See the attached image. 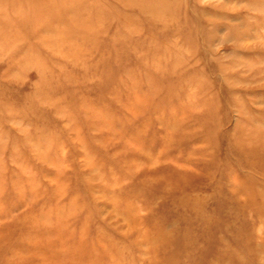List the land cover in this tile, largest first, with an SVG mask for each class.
Masks as SVG:
<instances>
[{"label": "rangeland", "instance_id": "1", "mask_svg": "<svg viewBox=\"0 0 264 264\" xmlns=\"http://www.w3.org/2000/svg\"><path fill=\"white\" fill-rule=\"evenodd\" d=\"M0 264H264V0H0Z\"/></svg>", "mask_w": 264, "mask_h": 264}]
</instances>
